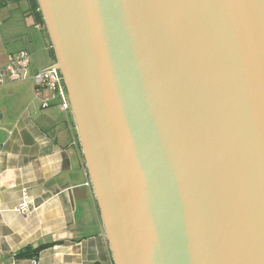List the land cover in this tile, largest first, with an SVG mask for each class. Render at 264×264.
I'll return each instance as SVG.
<instances>
[{
	"label": "water",
	"instance_id": "obj_1",
	"mask_svg": "<svg viewBox=\"0 0 264 264\" xmlns=\"http://www.w3.org/2000/svg\"><path fill=\"white\" fill-rule=\"evenodd\" d=\"M36 2L113 263L264 264V0Z\"/></svg>",
	"mask_w": 264,
	"mask_h": 264
},
{
	"label": "crops",
	"instance_id": "obj_2",
	"mask_svg": "<svg viewBox=\"0 0 264 264\" xmlns=\"http://www.w3.org/2000/svg\"><path fill=\"white\" fill-rule=\"evenodd\" d=\"M20 49L30 54L25 79L0 85V264H114L72 112L33 95L32 74L55 62L44 26L31 0H0V66ZM24 187L32 210L19 213Z\"/></svg>",
	"mask_w": 264,
	"mask_h": 264
},
{
	"label": "built area",
	"instance_id": "obj_3",
	"mask_svg": "<svg viewBox=\"0 0 264 264\" xmlns=\"http://www.w3.org/2000/svg\"><path fill=\"white\" fill-rule=\"evenodd\" d=\"M40 25V23H37V26ZM29 64L30 54L26 50L20 49L9 54L5 64L0 66V85L25 79ZM43 68L37 69L32 74L34 97L40 98L43 107L48 106L53 98H57L59 109L63 112L69 111L70 105L64 90L62 78H60L62 77L60 71L56 70L55 66L39 71ZM31 201L28 189L22 188L21 199L15 207V211L24 213L32 210V207H30Z\"/></svg>",
	"mask_w": 264,
	"mask_h": 264
},
{
	"label": "trees",
	"instance_id": "obj_4",
	"mask_svg": "<svg viewBox=\"0 0 264 264\" xmlns=\"http://www.w3.org/2000/svg\"><path fill=\"white\" fill-rule=\"evenodd\" d=\"M32 1V8L35 14V17L38 21H40L42 23V19H41V15L40 12L38 10V5L36 0H31ZM55 243V241L53 242H45V243H38V244H34V245H28L25 248L19 250L16 253V256L18 257H29V258H34L38 255V253L48 247V246H52Z\"/></svg>",
	"mask_w": 264,
	"mask_h": 264
}]
</instances>
